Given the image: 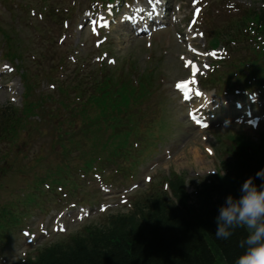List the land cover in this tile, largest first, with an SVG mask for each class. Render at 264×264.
Here are the masks:
<instances>
[{
	"label": "trees",
	"instance_id": "1",
	"mask_svg": "<svg viewBox=\"0 0 264 264\" xmlns=\"http://www.w3.org/2000/svg\"><path fill=\"white\" fill-rule=\"evenodd\" d=\"M224 166L230 175L204 183L193 204L183 190L177 205L153 200L138 217L118 218L104 230L52 249L41 264H234L247 231L237 226L228 240H217L215 217L225 197L239 196L240 185L264 168V147L239 152Z\"/></svg>",
	"mask_w": 264,
	"mask_h": 264
},
{
	"label": "rangeland",
	"instance_id": "2",
	"mask_svg": "<svg viewBox=\"0 0 264 264\" xmlns=\"http://www.w3.org/2000/svg\"><path fill=\"white\" fill-rule=\"evenodd\" d=\"M164 36L167 37L168 32L159 34V36H157L153 41L151 49H147L144 44V40L137 39L135 41H126L123 35H119L118 39L113 38V36H110L109 38H111L110 41L115 44L117 48V52L115 54L116 58L124 59L130 53H132L134 56L139 58L140 62H142L145 58H147L148 53L157 56L158 53L161 52V49L167 46L166 38ZM87 38L90 39V42L85 43L84 48H82L80 53L81 57H83L85 54L93 55L95 53V50H93L90 46L94 37L86 33L83 41L85 42ZM79 39L80 36H75L73 42L78 44ZM65 43H68V41H64L63 44ZM159 63H162L160 69L162 70L164 74L163 77L165 79L162 80L163 87L160 91V95L164 97L166 96V99H172L174 102V121L178 126H176L172 135L169 137L170 140L160 148L158 152L159 156L147 160L146 164L144 165L145 169L141 175V178L143 179L144 175H151L155 171L166 172L168 169L175 170L184 174L188 183V190L190 191L192 189L191 178L194 177L196 173L200 172L202 175L208 171H214L216 169L218 159L217 157H214L212 154H210L209 147L213 149L217 147L219 145L218 138L221 136H217L214 133L215 130L200 131L194 129L188 123L185 112L183 111L182 107H178V101L175 99L173 90L169 86L171 79L182 77L183 72L180 69L176 72L173 70V68H171L175 67V59L170 52H167L163 59L159 60ZM216 126L220 132L229 128L225 131V134L241 132L244 133V135L249 139L255 140L257 138V134L245 126L232 124L225 127L226 125L218 122L213 124V127ZM171 144L175 145V149H171ZM164 149L167 150L164 151ZM154 166L155 168L152 169ZM118 186L119 185L116 187ZM87 190L89 193L94 194L95 199H97V195H103L102 199L107 196L102 194L97 189L96 183L92 184L91 187L87 188ZM113 195H117V192L114 191ZM98 213V211H92L91 216ZM44 218L47 220L48 216L44 215ZM94 222H96V220Z\"/></svg>",
	"mask_w": 264,
	"mask_h": 264
},
{
	"label": "clouds",
	"instance_id": "3",
	"mask_svg": "<svg viewBox=\"0 0 264 264\" xmlns=\"http://www.w3.org/2000/svg\"><path fill=\"white\" fill-rule=\"evenodd\" d=\"M239 192V196L228 194L219 207L214 237L226 241L234 227L245 228L247 235L238 242L244 251L234 264H264V168L246 179Z\"/></svg>",
	"mask_w": 264,
	"mask_h": 264
}]
</instances>
